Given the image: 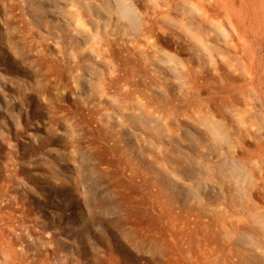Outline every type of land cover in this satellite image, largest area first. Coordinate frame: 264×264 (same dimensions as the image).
Wrapping results in <instances>:
<instances>
[{
    "label": "rangeland",
    "instance_id": "rangeland-1",
    "mask_svg": "<svg viewBox=\"0 0 264 264\" xmlns=\"http://www.w3.org/2000/svg\"><path fill=\"white\" fill-rule=\"evenodd\" d=\"M251 1L0 0V264H264Z\"/></svg>",
    "mask_w": 264,
    "mask_h": 264
},
{
    "label": "bare ground",
    "instance_id": "bare-ground-1",
    "mask_svg": "<svg viewBox=\"0 0 264 264\" xmlns=\"http://www.w3.org/2000/svg\"><path fill=\"white\" fill-rule=\"evenodd\" d=\"M186 1H188L191 5H193V6H197L198 5V3H199V0H186ZM243 1V0H242ZM249 1H251V0H249ZM252 2V1H251ZM218 3H220L219 1H218ZM228 3V2H227ZM240 3V2H239ZM244 3V2H243ZM245 3H247V2H245ZM259 3V2H258ZM249 4V3H248ZM260 4V3H259ZM225 5H227V4H225ZM230 5V4H229ZM252 5V4H251ZM256 5V4H255ZM243 6V5H242ZM249 6V5H248ZM200 7V6H199ZM241 7V6H240ZM246 7V6H245ZM250 7V6H249ZM256 7V6H255ZM251 8V7H250ZM234 10V9H233ZM234 12V11H233ZM253 12V11H252ZM228 13V12H227ZM236 13V12H235ZM231 15V14H230ZM247 15H249L248 13H247ZM236 19V18H235ZM246 19V18H245ZM249 18H247V20H248ZM250 22V21H249ZM245 23V22H244ZM220 25V24H219ZM245 25H247L246 23H245ZM248 26V25H247ZM217 28V27H216ZM219 28V27H218ZM234 28V27H233ZM244 28V27H243ZM248 29V28H247ZM242 36V35H241ZM241 38V37H240ZM246 40V39H245ZM245 43V42H244ZM261 167V166H260ZM258 168V167H257ZM259 172H260V170H259ZM243 190V189H242Z\"/></svg>",
    "mask_w": 264,
    "mask_h": 264
}]
</instances>
